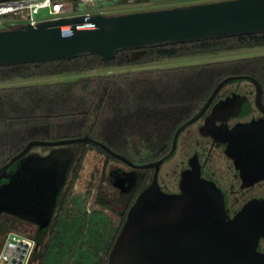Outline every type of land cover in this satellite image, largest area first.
<instances>
[{
	"label": "water",
	"instance_id": "water-1",
	"mask_svg": "<svg viewBox=\"0 0 264 264\" xmlns=\"http://www.w3.org/2000/svg\"><path fill=\"white\" fill-rule=\"evenodd\" d=\"M257 33H264V0H218L119 15L85 13L37 25L1 29L0 66L87 54L113 60L124 49ZM242 80L255 83L258 100L261 99L262 85L256 78L239 74L222 79L202 110L177 131L171 153L145 165L133 164L89 135L50 141L32 139L0 167V217L3 212L24 216L25 206L32 205H36L32 213L55 211L76 154L70 148L54 149L45 156L30 154L33 147L89 142L130 165L157 170L153 184L139 195L128 211L104 264H264V256L247 237L248 229L253 230L256 237L264 230L263 219L238 228L248 222L247 210L233 222L222 220L217 205L220 201L208 195L212 193L208 184L185 183L181 194H170L163 192L157 182L158 170L174 153L183 129L202 116L225 85ZM240 130H243L241 133L249 131L248 125ZM247 138L242 137L238 143H256L259 150L264 147L260 146L264 138L249 137L248 141Z\"/></svg>",
	"mask_w": 264,
	"mask_h": 264
},
{
	"label": "trees",
	"instance_id": "trees-1",
	"mask_svg": "<svg viewBox=\"0 0 264 264\" xmlns=\"http://www.w3.org/2000/svg\"><path fill=\"white\" fill-rule=\"evenodd\" d=\"M70 1L75 6L80 3V0ZM104 1L108 4L128 2ZM257 46H264V33L124 49L119 51L113 60H103L98 55L87 54L48 62L13 64L0 66V82L9 81L14 77L29 78L86 72L111 66L143 65L163 58ZM239 74L264 80V55L181 68L145 70L141 73L90 76L62 83L0 88V167L21 152L32 139L50 141L87 135L125 156L136 159L133 149L137 147L148 149V158L160 157L167 141L165 130L178 118L187 115L191 108L198 107L222 79ZM72 145L80 148L94 147L107 159H114L95 144L88 142ZM79 151L76 150L77 156ZM70 193L64 200H69ZM96 201L103 207L115 209L114 201L107 200L103 194V187L99 189ZM61 211H66V208ZM71 211L72 209L69 210V215ZM80 211L77 222H81L80 217L85 215L86 219L88 216L86 210ZM125 215L126 213L120 214L122 222ZM58 220L59 218L52 226L46 242L36 237L39 249L34 253L30 264H35V261L37 264H44L43 261L50 254L54 235H57ZM14 228L8 227L6 232ZM119 229L120 227H113L114 231L112 230L105 239L103 259L101 257L96 264L107 262ZM63 244L60 242L58 249L62 248ZM85 255L86 253L79 255L80 261Z\"/></svg>",
	"mask_w": 264,
	"mask_h": 264
},
{
	"label": "flooded vegetation",
	"instance_id": "flooded-vegetation-1",
	"mask_svg": "<svg viewBox=\"0 0 264 264\" xmlns=\"http://www.w3.org/2000/svg\"><path fill=\"white\" fill-rule=\"evenodd\" d=\"M259 82L262 85V95L259 100L258 86L250 80L225 85L202 116L183 129L177 139L174 153L162 163L157 174V182L162 191L170 194H181L185 183L208 184L212 192L208 195L216 196L220 201L217 205L222 220L233 222L245 209L247 210L248 222L238 226L242 229L255 221L264 220V143L260 145L263 147L262 150L257 148L256 143H238L242 137H248L247 141L249 137L264 138V133L260 134V129L264 130V80ZM211 93L198 107L191 108L187 115L178 118L165 130L167 141L160 157L154 159L146 157L140 160V152L136 154L133 152L135 157L137 156L136 159L120 154L135 165H145L170 154L177 131L202 110ZM244 125H248L249 131L241 133L243 130L240 129ZM253 126L258 127L254 129ZM258 128L260 129L257 130ZM37 147L44 150L40 151ZM60 148H70L76 156L64 183V189L55 204L54 213L51 214V210L45 214L42 213L43 211L42 214L32 213L36 205L25 206L24 216L3 212L0 217V240L7 233L8 227L19 224L32 228L35 239L36 237L48 239L61 210L65 207L68 215L69 210L74 207L72 200L70 202L64 200L71 191L74 171L77 168L76 162L79 159L74 145L35 146L30 154L34 152L45 156L54 149ZM113 158L107 159L105 156L103 165L106 168L111 166L108 174H102L101 181L107 184L103 187L106 199L115 203L114 210L104 207L105 210H110L120 218V226H113L114 229L120 227L118 236L125 224L128 211L139 195L153 184L157 170L155 167H136L121 159ZM110 160L117 163L112 165ZM70 197L71 193L69 199ZM122 213H126L124 223L121 221ZM248 230V240L254 241L257 251L264 256V230L257 237L253 230Z\"/></svg>",
	"mask_w": 264,
	"mask_h": 264
},
{
	"label": "rangeland",
	"instance_id": "rangeland-1",
	"mask_svg": "<svg viewBox=\"0 0 264 264\" xmlns=\"http://www.w3.org/2000/svg\"><path fill=\"white\" fill-rule=\"evenodd\" d=\"M218 0H137L134 2H125L123 4L106 3L104 0L94 5H83L81 0L78 6H74L75 13L90 12L93 14L119 15L128 12H137L142 10H152L170 7H180L181 5H192L203 2H214ZM50 15L41 12L42 18ZM16 19L12 14L8 16H0V20L4 24H9L10 20ZM7 29L0 23V30ZM264 55V46L245 47L238 50H225L211 53H200L199 55H186L174 58H163L160 61L145 63L143 65H127V66H111L101 69H94L86 72H67L60 74H50L48 76H33L29 78L14 77L6 82H0V88L20 85H41L48 83H62L67 81H77L90 76H105L106 74L121 75L125 73H141L145 70H163L171 68H181L182 66L200 65L207 62H220L223 60H239V58H250ZM79 151V160L76 162V170L72 180L71 197L69 202H73L74 207L71 208V214H67V210L61 212V217L57 222V235L51 242L50 254L43 261L44 264H96L97 261L104 256L107 236L113 230L114 224L120 226V218L107 211L103 206L97 203L96 198L100 186H107L105 181H101L102 174H108V168L103 165L105 155L94 147L84 146L82 148L74 145ZM38 150L43 148L37 147ZM44 150V149H43ZM133 152L141 153L139 157L146 158L149 151L143 148L135 147ZM137 157V156H136ZM81 158V159H80ZM110 164L117 162L110 160ZM105 180V179H104ZM71 205V204H70ZM87 212L80 217V210ZM99 213V214H98ZM85 219V221H83ZM108 223V224H107ZM96 224V225H95ZM100 224V227H99ZM114 226V227H115ZM14 228V227H13ZM20 231L33 236L32 228L25 224H19L10 231ZM56 232V231H55ZM47 241V237L45 242ZM62 248L58 249V246ZM1 243V240H0ZM1 248V244H0ZM39 249V248H38ZM81 250L86 251L84 259L80 261ZM37 264V261L34 262Z\"/></svg>",
	"mask_w": 264,
	"mask_h": 264
},
{
	"label": "built area",
	"instance_id": "built-area-1",
	"mask_svg": "<svg viewBox=\"0 0 264 264\" xmlns=\"http://www.w3.org/2000/svg\"><path fill=\"white\" fill-rule=\"evenodd\" d=\"M102 0H81L84 5H94ZM137 1V0H127ZM73 3L70 0H0V16L12 14L16 19L10 20L9 24L0 23L9 28L23 25H37L47 20H59L80 14H93L90 12L75 13ZM41 12L50 16L42 18ZM37 243L34 236L14 230L8 231L0 248V264H30Z\"/></svg>",
	"mask_w": 264,
	"mask_h": 264
}]
</instances>
